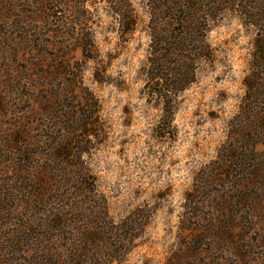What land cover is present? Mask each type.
Masks as SVG:
<instances>
[{"label": "rangeland", "instance_id": "rangeland-1", "mask_svg": "<svg viewBox=\"0 0 264 264\" xmlns=\"http://www.w3.org/2000/svg\"><path fill=\"white\" fill-rule=\"evenodd\" d=\"M33 9L0 29V264H264V0Z\"/></svg>", "mask_w": 264, "mask_h": 264}, {"label": "trees", "instance_id": "trees-1", "mask_svg": "<svg viewBox=\"0 0 264 264\" xmlns=\"http://www.w3.org/2000/svg\"><path fill=\"white\" fill-rule=\"evenodd\" d=\"M40 0H0V29H4L6 27H10L13 29V26H9L6 23V19L9 20H17L21 28L20 30H24V26L29 24L30 22L24 20L22 17V13L28 12L33 13L34 3L39 2ZM43 5L45 2H41ZM32 17H30L31 19ZM251 25H257L255 22L251 23ZM262 32V30H260ZM256 48H255V60L256 62H264V35H260L259 38L255 40ZM255 74L253 73V78Z\"/></svg>", "mask_w": 264, "mask_h": 264}]
</instances>
